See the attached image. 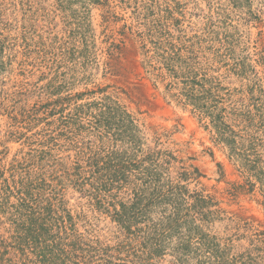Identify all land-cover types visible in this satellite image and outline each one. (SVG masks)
I'll list each match as a JSON object with an SVG mask.
<instances>
[{
	"label": "rangeland",
	"instance_id": "rangeland-1",
	"mask_svg": "<svg viewBox=\"0 0 264 264\" xmlns=\"http://www.w3.org/2000/svg\"><path fill=\"white\" fill-rule=\"evenodd\" d=\"M0 45L1 187L13 174L37 173L63 197L80 232L114 248L123 239L118 225L94 205L90 185L70 175L90 147L130 150L123 123L111 130L122 129L118 140L90 126L111 97L135 119L144 153L171 152L174 175L199 169L190 189H205L227 211L211 234L232 239L231 253L246 264H264L261 183L248 184L229 147L216 141L211 117L175 96L183 81L157 62L178 53L190 63L226 107L227 123L256 137L264 161V0H0ZM11 226L0 208V234L9 236ZM159 264L175 259L166 254Z\"/></svg>",
	"mask_w": 264,
	"mask_h": 264
},
{
	"label": "trees",
	"instance_id": "trees-1",
	"mask_svg": "<svg viewBox=\"0 0 264 264\" xmlns=\"http://www.w3.org/2000/svg\"><path fill=\"white\" fill-rule=\"evenodd\" d=\"M157 62L172 77L181 78L184 87L175 96L182 100L185 96L202 117H211L216 141L229 147V158L239 165L248 184L253 177L259 180L264 195V161L257 153L256 137L245 139L227 123L226 107L219 106L217 96L178 53L161 55ZM104 107L93 115L96 121L90 126L101 138L118 140L122 129L111 130L123 123L131 133L127 135L130 150L90 147L70 175L80 187L90 185L94 205L111 215L123 239L112 248L90 232H80L63 197L48 191L40 175L28 171L16 179L13 174L0 186V208L12 223L9 236L0 234V264H159L166 254L175 264H246L244 255L231 253L232 239L223 243L209 231L227 211L205 189H190L189 180L202 176L199 169L174 175L171 166L178 158L171 152L144 153L140 139L132 134L138 131L135 119L125 106L108 97ZM138 152L144 156L138 157ZM3 174L0 171V178ZM227 192L236 196L238 190L231 186ZM13 196L18 203L11 202Z\"/></svg>",
	"mask_w": 264,
	"mask_h": 264
}]
</instances>
